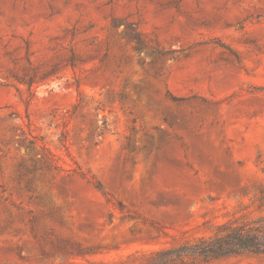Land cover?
I'll return each mask as SVG.
<instances>
[{
	"label": "rangeland",
	"instance_id": "obj_1",
	"mask_svg": "<svg viewBox=\"0 0 264 264\" xmlns=\"http://www.w3.org/2000/svg\"><path fill=\"white\" fill-rule=\"evenodd\" d=\"M262 183L264 0H0V264H157Z\"/></svg>",
	"mask_w": 264,
	"mask_h": 264
},
{
	"label": "trees",
	"instance_id": "obj_2",
	"mask_svg": "<svg viewBox=\"0 0 264 264\" xmlns=\"http://www.w3.org/2000/svg\"><path fill=\"white\" fill-rule=\"evenodd\" d=\"M233 218L218 224L213 235L158 254L157 264H174L186 256L207 262L242 254L264 255V183L248 194Z\"/></svg>",
	"mask_w": 264,
	"mask_h": 264
}]
</instances>
